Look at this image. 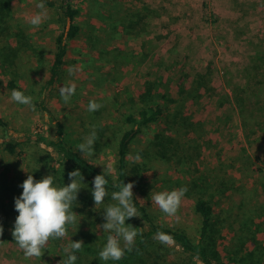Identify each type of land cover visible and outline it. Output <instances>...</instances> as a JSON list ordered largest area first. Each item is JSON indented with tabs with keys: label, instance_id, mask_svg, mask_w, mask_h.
Returning <instances> with one entry per match:
<instances>
[{
	"label": "rangeland",
	"instance_id": "374dc122",
	"mask_svg": "<svg viewBox=\"0 0 264 264\" xmlns=\"http://www.w3.org/2000/svg\"><path fill=\"white\" fill-rule=\"evenodd\" d=\"M116 2L115 19L121 21L116 25L112 39L103 37L94 50L86 44L84 35L80 34L70 42L61 82L45 92L44 106L48 112L32 104L16 103L0 83V120L6 124H0V144L8 137L20 142L28 138L33 140L38 133L52 137L54 124L45 119L49 113L56 121L65 124L71 133L69 135H72L71 139L78 138L82 142L95 130L94 148L99 145L100 151L94 150L92 156H85L99 170L110 168L108 174L112 175L116 168L119 134L130 127L124 122L129 110L126 108L130 106V99L137 96L143 82L153 81L160 75L164 82L167 75L177 80L182 70L191 76L196 71L207 69L212 73V82L220 95L230 97V106L225 104L217 108L212 100L201 110L188 104L185 113L193 115L194 120L203 121L202 125L185 137L176 135L173 129L172 132L167 131L178 138L184 149L170 162L168 159L148 160V171L144 175L151 179L150 183L154 181V187L148 191L150 204L156 219L162 224L182 223L187 231L196 235L198 221L192 213L190 198L184 196L176 214L169 216L159 209L151 194L184 185L190 188L193 180L200 178L204 186H209L211 190L215 191L218 187L224 190L225 200L223 197L222 203L234 219L231 221L234 228H238L241 218L253 216L255 223L261 224L262 230L258 236L262 238L264 223L258 216L262 217L263 211L260 209H264V0ZM36 4L37 0L11 1V25L14 31L22 30L25 34L17 45L14 43L16 48L9 51L12 53L5 50V42L0 37V79H3L5 71L8 74L16 70L17 78L24 81V87L33 90L34 99L40 97L38 88L52 60L54 36L62 30L55 22V11L46 5V18L39 26L31 25L29 18L40 11ZM102 5L103 0H85L82 3L79 18L82 29L105 28L104 22L90 18L94 13L91 9H100ZM105 10L102 8L101 11L104 15ZM10 43L14 45L13 41ZM257 51L262 61L252 79L251 59ZM3 54L6 55L5 63L2 62ZM6 64L9 65L8 69H5ZM257 80L262 83L257 84ZM29 81L32 84L28 86ZM72 85L75 92L65 102L60 89ZM239 89L245 90V93L239 94ZM237 98L244 100L242 117L236 105ZM89 100L98 102L100 108L89 112ZM99 127H107L102 135L98 133ZM154 131L155 126L139 135L136 145L131 148L132 161H140L136 159L137 152L152 139ZM101 142L108 146L102 147ZM32 145L33 141L30 143ZM39 147L45 148L42 143ZM45 150L53 158L51 164L58 167L55 151L51 147ZM181 155L186 158L180 164L175 160ZM23 166L16 156L0 155L1 179L3 174L7 179L10 173L22 170ZM8 171L9 174H5ZM132 191L135 192L134 187ZM9 200L6 199V204ZM15 216L11 212L9 217H5L0 210V264H59L63 253L58 252V257V250L51 240L45 245L41 257H25L15 241L9 240ZM104 222L102 218L99 225ZM168 243L172 245L171 241ZM177 251L167 256L168 262H159L180 264L181 257Z\"/></svg>",
	"mask_w": 264,
	"mask_h": 264
},
{
	"label": "trees",
	"instance_id": "16d2710c",
	"mask_svg": "<svg viewBox=\"0 0 264 264\" xmlns=\"http://www.w3.org/2000/svg\"><path fill=\"white\" fill-rule=\"evenodd\" d=\"M11 1L0 0V37L2 36V42H5L4 47L5 50H8L7 52L16 48L19 39L25 38L22 30L14 31V26L11 25L13 21ZM84 1L46 0V6L55 11V22L62 27V30L54 36L52 60L48 64L42 83L38 88L40 97L38 99L32 97L33 90L30 91L28 87H24V81L17 78L16 70L8 74L5 71L3 79H0L4 91L11 93L12 89L21 90L32 97V105L48 112L44 106L45 92L51 91L50 89L61 82L70 42L81 34L84 35L83 39L87 40L86 44L94 50L95 46L100 45V39L103 37L112 39L111 36L116 32L115 27L121 21L115 19L116 15H114L115 9L118 7L116 0H103L100 9H91V11L94 10V13H91L90 18L104 22L105 28L82 29L79 18L82 12L81 5ZM102 8L107 10H105V15L101 12ZM146 10L150 13L149 9L146 8ZM117 15L120 16V14ZM128 27H131V24H128ZM109 29H114V31L111 32ZM10 41L16 45L11 46ZM105 54L104 52L103 55ZM260 55V52L257 51L251 59L250 76L252 79L255 78L253 74H257L262 61ZM1 57H3L2 62L5 63L6 55L3 54ZM13 64L15 67L17 66L15 61ZM8 67L9 65L6 64L5 69ZM211 77L212 73L207 69L196 71L191 76L182 70L177 80H173L167 75L165 82L163 76L160 75L153 81L145 80L140 91L136 94L137 96L130 99V106L126 108L129 110L124 117V122L130 127L119 134L116 143V168L114 174H107L108 184L106 187L110 193L112 190H116L113 188L114 184H119L121 181L123 183L133 182L135 188L133 198L139 215L128 218L125 223L139 228V234L131 251H126L121 260L108 261L106 264H161L159 261L166 263L168 262L167 256L171 252L177 251V248L181 257L180 264H264V236L259 237L261 234L259 232L262 230L261 224L255 223L252 216V218H241L238 228H234L231 223L234 219L222 203L225 194L221 187L216 188L215 191L211 190L209 186H204L200 178L193 180L192 187H187L188 191L185 193V197L190 198L192 213L198 221L196 235L187 231L182 223L162 224L156 219L150 204L149 192L154 187V181L150 183L151 179L144 175L148 171V160L154 158L168 159L170 162L179 151L184 149L178 138L168 134L167 131L172 132L173 129L176 135L180 134V136L185 137L188 132L194 131L202 125L203 121L194 120L193 115L185 113L188 104L198 106L201 110L205 109L206 104H211L212 100H214L217 108H222L225 104L230 106V97L227 94L220 95L214 87ZM260 82L262 83V81L257 80L256 83L259 84ZM30 84L32 81H29L28 86ZM238 92L244 94L245 90L239 89ZM222 99L223 101H221ZM235 100L239 116L242 117L244 111L242 102L244 100L242 98ZM47 118L48 122L53 123L55 127L52 137L38 133L33 140L28 138L24 142L8 137L0 144V155L16 156L24 164L22 170L10 173V177L7 179L4 178V174L3 179H1L0 175V210L5 217H9L11 212H14L16 216L18 215L14 208V198L22 192L19 185L29 174L34 179L53 174L57 184L66 185L69 182L68 172L77 168L80 169L84 176L82 183L86 186L79 190L72 207V210L79 215L77 223L68 226L66 236L50 240L58 250V257H60V252L63 253L62 249L68 245L70 240L82 241V248L78 252L76 264H105L98 257V251L105 243L107 235L98 227L104 218L103 208L105 204L96 206L91 195V182L97 174H102L103 171L99 170L85 155L80 154L77 145L81 143V139H71L70 136L72 135H69L71 133L67 131L65 124L56 121L51 114L47 113ZM243 121L246 120L243 118ZM0 124L6 126L1 120ZM154 126L156 131L152 133V139L137 152L140 161H132L130 159L131 148L134 144L136 145L139 135L144 130L148 131ZM106 129L107 127H99L98 133L102 135ZM31 141L34 142L32 146H30ZM41 143L45 148L39 147ZM103 145L104 147L108 146V144L101 142L102 147ZM98 146L94 150L100 151ZM48 147L55 151L58 167L51 164L53 158L51 159L45 150ZM184 158L186 157L181 155L175 161L181 164ZM5 174H9V171ZM6 199L9 200L8 204H6ZM103 202L114 203L110 196H105ZM260 210L263 211L260 215L262 217L258 216V218L264 223V209ZM10 229L9 240L13 242L15 241L12 235L13 225ZM157 232L170 235L172 245L156 238ZM60 258L62 259V257Z\"/></svg>",
	"mask_w": 264,
	"mask_h": 264
},
{
	"label": "clouds",
	"instance_id": "9594fccd",
	"mask_svg": "<svg viewBox=\"0 0 264 264\" xmlns=\"http://www.w3.org/2000/svg\"><path fill=\"white\" fill-rule=\"evenodd\" d=\"M46 0H37L36 7L40 10L29 18V23L39 26L47 16ZM75 92V86H65L60 89V95L68 102ZM10 98L18 104L30 105L32 97L18 89L11 90ZM95 100H89L87 110L94 112L100 108ZM47 119V115H45ZM96 132L91 131L77 148L81 155L92 156ZM136 159H140L139 154ZM110 168L105 167L102 174H97L92 180L91 195L95 205L105 204L103 208L104 223L98 227L106 232V240L98 251V257L105 264L108 261H119L126 251H131L139 234L138 229L125 221L138 216V209L133 198V182L114 184L109 193L107 174ZM69 182L57 184L53 174L34 179L29 174L19 185L22 192L14 198V208L18 212L15 217L12 235L17 246L23 250L25 257H41L45 245L50 239H58L67 235V228L77 223V215L73 210V203L77 199L83 184L84 176L80 169L68 172ZM188 191L186 185L171 190H162L151 194L152 200L159 209L169 215H175L182 198ZM110 196L114 203H104V197ZM2 232V226H0ZM156 238L162 242L172 240L171 236L157 232ZM82 248V241H71L65 246L59 264H76L78 252Z\"/></svg>",
	"mask_w": 264,
	"mask_h": 264
}]
</instances>
